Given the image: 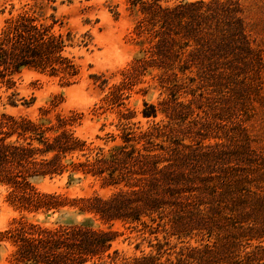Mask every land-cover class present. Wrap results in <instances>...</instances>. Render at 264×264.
<instances>
[{
	"label": "trees",
	"instance_id": "16d2710c",
	"mask_svg": "<svg viewBox=\"0 0 264 264\" xmlns=\"http://www.w3.org/2000/svg\"><path fill=\"white\" fill-rule=\"evenodd\" d=\"M127 1L142 15L136 26L142 56L124 79L137 81L149 69L159 70L168 97L159 107L145 102L141 114L165 120L146 129L125 125L103 149L90 148L71 130L77 115L48 119L44 112L31 120L0 112V184L10 187L11 204L28 213L64 217L67 207L90 216L80 222L58 218L48 227L20 217L0 233L13 245L11 262L103 260L119 222L154 234L155 252L128 258L114 252L108 264H264V158L250 149L243 134L246 114L241 119L238 109L264 60L251 44L240 0ZM56 23L31 8L6 20L0 87L14 88L25 70L65 85L78 78L79 66L67 55L72 34ZM121 90L113 87L106 100H117ZM64 174L68 181L78 174L97 178L114 192L69 199L34 187L39 179ZM195 237L198 244L190 245Z\"/></svg>",
	"mask_w": 264,
	"mask_h": 264
},
{
	"label": "rangeland",
	"instance_id": "374dc122",
	"mask_svg": "<svg viewBox=\"0 0 264 264\" xmlns=\"http://www.w3.org/2000/svg\"><path fill=\"white\" fill-rule=\"evenodd\" d=\"M166 1L167 5L175 2ZM23 8H31L49 22L52 18L57 20L55 26L57 29L61 27L64 34L71 32L74 47L67 49V55L79 66V76L73 83L65 85L57 77L25 70L14 88L0 87V112L31 120H36L44 112H47L45 118L48 119L58 114L77 115L71 130L90 148L103 149L111 146L114 138L118 140L125 125L132 130L146 129L153 122L165 120L162 115L154 119L144 118L141 114L145 102L159 107L158 104L168 97L159 85V70L149 69L137 81L124 79L123 74L134 59L142 56L141 38L136 35L137 22L142 15L133 10L127 0H0V32L6 20L15 17ZM239 8L251 44L261 52L264 60V0H240ZM253 83L242 91L248 100L242 99L238 109L243 112L241 119L246 114L242 122L243 134L250 142V149L264 158V62ZM115 86L122 87L119 97L107 101ZM218 99L227 101L226 97L219 96ZM127 112L131 118L122 119V114ZM34 187L39 192L61 194L69 199L94 195L109 197L114 192L113 188L101 187L97 178L83 177L82 174L76 175L73 181H68L67 174L45 177L35 181ZM10 190L7 185L0 184V233L13 228L22 216L45 227L51 226L58 218L80 222L90 217L67 207L65 211L68 214L64 217L53 211L47 215L24 212L11 204L8 198ZM92 224L105 227L98 220H92ZM140 229V226L132 228L115 223L113 230L117 237L111 249L103 260L87 264H108L110 259L107 255L114 257V252L127 258L155 252L150 247L156 244L155 235ZM157 238L162 240V235L158 234ZM188 242L197 245L199 238ZM174 243L177 241L171 240V244ZM12 251V243L1 237L0 264H15L11 262Z\"/></svg>",
	"mask_w": 264,
	"mask_h": 264
}]
</instances>
